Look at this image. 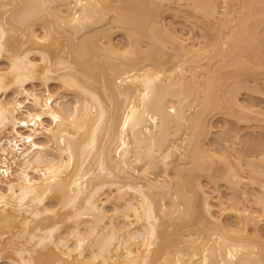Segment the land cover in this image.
<instances>
[{"label":"bare ground","instance_id":"6f19581e","mask_svg":"<svg viewBox=\"0 0 264 264\" xmlns=\"http://www.w3.org/2000/svg\"><path fill=\"white\" fill-rule=\"evenodd\" d=\"M261 83L264 0H0V264H264Z\"/></svg>","mask_w":264,"mask_h":264},{"label":"rangeland","instance_id":"374dc122","mask_svg":"<svg viewBox=\"0 0 264 264\" xmlns=\"http://www.w3.org/2000/svg\"><path fill=\"white\" fill-rule=\"evenodd\" d=\"M123 42H126V39L123 40ZM259 88H261L264 91V84L261 83ZM253 89L254 88L244 90L241 94V99L245 100L249 103H254L257 106H264V97L261 96V94L258 93L257 91H254ZM219 122H224V124L230 128H236V127L241 128V127H243V124L237 122L235 119H229L228 118L226 121L219 120ZM220 142L218 141L216 144L218 145ZM223 190L226 191V189H223Z\"/></svg>","mask_w":264,"mask_h":264},{"label":"built area","instance_id":"2783aa9c","mask_svg":"<svg viewBox=\"0 0 264 264\" xmlns=\"http://www.w3.org/2000/svg\"><path fill=\"white\" fill-rule=\"evenodd\" d=\"M12 173V165L5 154L0 151V186L2 181L5 180Z\"/></svg>","mask_w":264,"mask_h":264}]
</instances>
